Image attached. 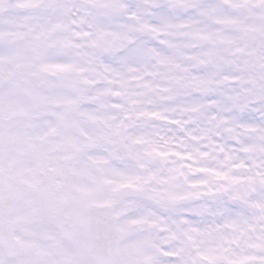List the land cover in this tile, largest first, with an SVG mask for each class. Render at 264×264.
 <instances>
[{
    "label": "snow or ice",
    "instance_id": "obj_1",
    "mask_svg": "<svg viewBox=\"0 0 264 264\" xmlns=\"http://www.w3.org/2000/svg\"><path fill=\"white\" fill-rule=\"evenodd\" d=\"M0 264H264V0H0Z\"/></svg>",
    "mask_w": 264,
    "mask_h": 264
}]
</instances>
